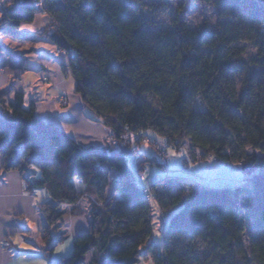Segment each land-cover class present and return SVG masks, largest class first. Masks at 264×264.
Instances as JSON below:
<instances>
[{"label": "trees", "instance_id": "obj_1", "mask_svg": "<svg viewBox=\"0 0 264 264\" xmlns=\"http://www.w3.org/2000/svg\"><path fill=\"white\" fill-rule=\"evenodd\" d=\"M203 1L226 21L193 29L178 11L171 28L156 29L137 0H6L0 35L18 39L22 24L47 12L43 34L68 55L65 73L114 134V147L84 146L37 118L24 93L0 98L4 171L20 172L27 191L45 189L55 201L40 206L46 244L63 205L95 184L100 195L114 189L89 212L90 230L75 238L73 254L54 264H264V0ZM242 43L254 58L244 59ZM149 131L175 149L189 142L194 158L241 163L250 178L211 188L164 174L153 201L140 174L166 171L164 163L138 159L142 142H123Z\"/></svg>", "mask_w": 264, "mask_h": 264}, {"label": "crops", "instance_id": "obj_2", "mask_svg": "<svg viewBox=\"0 0 264 264\" xmlns=\"http://www.w3.org/2000/svg\"><path fill=\"white\" fill-rule=\"evenodd\" d=\"M5 5L6 0H0V18ZM51 20L47 12L41 11L32 22L22 24L20 38L0 35V98L12 101L22 92L25 105L35 101L37 118L56 125L79 144L114 147L113 131L86 106L76 91L71 71L65 73L68 55L58 51L56 44L43 34ZM64 96L69 98L68 106L60 103ZM137 146L134 143V148ZM141 146L142 143L138 151L142 157L138 159L149 156L141 152ZM3 165L0 155V264H54L71 256L75 238L90 230L89 212L95 205L101 206L104 198L114 195L111 186L100 195L95 184L76 204L63 205L64 215L51 227V240L46 244L43 230L47 222L40 206L55 201L45 189L27 191L21 173L6 172ZM160 176L163 174L156 168H148L140 174L141 183L152 186ZM62 236L64 240L56 242Z\"/></svg>", "mask_w": 264, "mask_h": 264}, {"label": "rangeland", "instance_id": "obj_3", "mask_svg": "<svg viewBox=\"0 0 264 264\" xmlns=\"http://www.w3.org/2000/svg\"><path fill=\"white\" fill-rule=\"evenodd\" d=\"M143 7L146 18L148 20L147 26L156 29H169L172 27V19L176 12L184 11L190 28L197 29L206 24L209 26H216L226 19H220L212 4L203 0H137ZM245 46L246 52L244 59L249 60L256 56V49L247 43H242ZM68 68V66H66ZM70 72V70H68ZM69 98L67 96L60 97L62 106L69 105ZM66 103V104H65ZM29 107L28 104L25 105ZM200 108V105L197 106ZM147 135L151 137V142H147L144 138L136 139L134 136L126 135L123 139L124 143L142 142L141 152L149 155V157L158 156L160 161L164 163L165 168H168L172 175H178L181 178L192 180L199 185L208 186L211 188H223L237 186V184H244L246 174L242 170L241 163L228 164L223 161L213 159L212 157H203L197 152V157L194 158L191 153L189 142H185L181 148L175 149L168 147L165 140L153 132H148ZM162 142L161 145L167 151V165L159 154L156 146ZM159 143V144H160ZM240 167V168H239ZM157 171L163 175L165 170L156 167ZM157 180V178H156ZM163 221L155 224L152 238L156 241L161 239V225ZM139 264H154L153 261L142 259Z\"/></svg>", "mask_w": 264, "mask_h": 264}, {"label": "built area", "instance_id": "obj_4", "mask_svg": "<svg viewBox=\"0 0 264 264\" xmlns=\"http://www.w3.org/2000/svg\"><path fill=\"white\" fill-rule=\"evenodd\" d=\"M58 51H60L59 49H58ZM66 104V103H65ZM131 136H134L136 139H140V138H144V140H146L147 142H151V137H149V136H147L145 133H143V132H134V133H131L130 134ZM156 143H158V142H156ZM169 147V146H168ZM156 148H157V150H158V152H159V154L160 155H162V159L164 160V162H166V165H167V151L164 149V147L161 145V144H157V146H156ZM163 163V162H162ZM168 176H170V172H169V170H168V168H166V173H165V177H168ZM246 177H249L250 178V175H248V174H246ZM158 179V178H157ZM151 187L152 186H149V187H147L146 188V191H147V194H148V197H150V199H152L153 201H154V196H153V194H152V192H151Z\"/></svg>", "mask_w": 264, "mask_h": 264}]
</instances>
